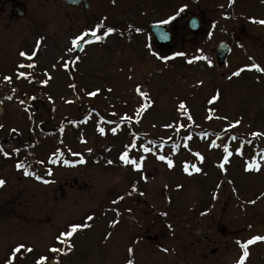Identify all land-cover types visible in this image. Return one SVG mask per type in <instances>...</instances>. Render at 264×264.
<instances>
[{
    "label": "rangeland",
    "instance_id": "1",
    "mask_svg": "<svg viewBox=\"0 0 264 264\" xmlns=\"http://www.w3.org/2000/svg\"><path fill=\"white\" fill-rule=\"evenodd\" d=\"M132 1L130 8L124 0H107L108 27L116 31L106 36V55L77 60L80 75L70 66L57 70L48 57L0 58V97L18 89L17 99H30L25 107L0 100V148L9 153H0V264L18 244L33 251L14 264H35L39 256L46 264L57 258L59 264H236L243 252L236 241L264 236V135H252L264 133V71L250 67L264 69V26L252 20L264 19V0ZM184 6L172 21L197 15L199 32L174 53L158 50L147 26ZM220 41L230 45L222 73L214 61ZM201 55L207 59L188 63ZM29 63L35 67H19ZM19 72L25 76L18 79ZM181 101L186 110L179 109ZM177 125L183 127L177 131ZM225 145L229 162L221 170ZM126 146L140 170L119 159ZM161 155L173 159L172 168ZM253 160L260 170L245 171ZM185 163L201 171L189 175ZM25 168L32 175L25 176ZM72 223L91 226L61 243L57 237ZM52 247L68 254L57 257ZM248 252L245 264H264V241Z\"/></svg>",
    "mask_w": 264,
    "mask_h": 264
},
{
    "label": "flooded vegetation",
    "instance_id": "2",
    "mask_svg": "<svg viewBox=\"0 0 264 264\" xmlns=\"http://www.w3.org/2000/svg\"><path fill=\"white\" fill-rule=\"evenodd\" d=\"M124 1L127 7H132V0ZM106 2L107 0H82L67 4L63 0H0V58L3 56L9 58L11 54L21 57L19 55L21 51L28 55L35 52L36 55L32 60L48 57L57 61L54 66L59 71L66 70L62 62H59L65 61L64 64H68L70 70L80 74L81 69L77 66V60L79 58L98 60L106 55L107 38L104 36L102 40L95 41L93 36L88 35V41L93 42H80L70 54L68 49L73 48L71 40L85 30L95 28L97 24L103 25L105 29L108 27L109 15ZM192 16L199 19V27L196 31L189 29L186 19L179 23L156 22L155 24L166 28L159 38L164 37L166 32H169L170 38L166 42L159 43L149 32V39L158 50L174 53L180 43L186 44L189 35H195L200 30V18L197 15ZM138 25L137 20H132V28H138ZM97 35L103 36V32L97 30ZM38 38H42L39 46L36 44ZM21 58L28 59L27 55ZM69 61L74 63L69 64ZM73 65L77 67L74 68Z\"/></svg>",
    "mask_w": 264,
    "mask_h": 264
},
{
    "label": "snow or ice",
    "instance_id": "3",
    "mask_svg": "<svg viewBox=\"0 0 264 264\" xmlns=\"http://www.w3.org/2000/svg\"><path fill=\"white\" fill-rule=\"evenodd\" d=\"M234 0H229V4L233 3ZM184 7H181L177 13L175 14V16H169L167 20H161L159 21L160 24H167L169 23L170 21L174 20L176 18V16H179L183 11H184ZM253 22L254 23H258L262 26H264V19H260V20H256L255 18H252ZM191 24L193 27L196 26L197 22L195 20H192L191 21ZM214 27V25H213ZM97 30L103 32V36L101 35H97ZM114 31H116L114 28L112 27H107L106 29L103 27V25L101 24H97L95 26V28L93 29H88V30H85L84 32H82L80 35L78 36H75L72 40H71V44L73 46V48H69L68 51L69 53L71 54L74 49L76 47H78L79 43L80 42H86V43H92L93 41H88L86 38L88 35H91L95 38V41H100L103 39L104 36H108L109 34L113 33ZM137 32L140 31L139 28L136 29ZM209 36H211V33H209ZM162 38H166V37H162ZM41 40L42 38H38L37 41H36V44L39 46L40 43H41ZM19 55L21 57H24L27 55L28 59L31 61L33 59V56L36 55V53H32V55H28L26 54L25 52L21 51L19 53ZM155 55V53H154ZM176 56H184L185 54L183 52H177L175 54ZM78 59V58H77ZM161 59H168V57H161ZM207 58L204 57V56H193L190 60H188V63H194L195 61L197 60H206ZM69 64L70 63H74V61H69L68 62ZM62 64L64 67H68V64H64L63 61H62ZM19 67L23 68V67H27V68H34L35 67V64L34 63H29L27 65H19ZM251 68L255 69L256 71L260 72V71H264V69H262L258 64H252L250 66ZM242 71V70H240ZM240 71H237V72H234L233 73V76H238L240 75ZM25 76V73L24 72H19L18 73V79L20 77H24ZM45 76L46 78L50 79V77H48V74L47 72H45ZM4 80L7 81V82H11V77H8V76H5L4 77ZM31 82V81H30ZM47 80L45 81H42L41 83H46ZM199 84H202L203 81H199L198 82ZM74 87V85H73ZM99 90H95V91H91V92H88L87 95L89 97H93L95 95H97ZM110 91V90H109ZM136 91L142 96V97H147L148 94L147 93H144L139 86H137L136 88ZM218 96L219 94L217 93V95H214L211 97V99L208 101V103H214L215 101L218 100ZM12 97L9 96L8 99H11ZM34 99V98H33ZM51 99V98H49ZM21 103H23V101H21ZM143 107L145 106H142L141 109H138L137 112L139 113V111H142L143 110ZM179 109L181 110H186V106H185V103L183 101H181L179 103ZM113 115H115V113H113ZM206 118H210V117H206ZM121 119H125V117H121ZM187 119L189 121L192 120V117L191 115L189 114L187 116ZM223 119H227V117H223ZM240 121L237 120L233 123H230V127H235L237 125H239ZM0 127H2V125H0ZM165 127L167 128H171L173 127V125L169 124V125H165ZM180 127H183L182 125H177V131H179ZM118 130V127H113L111 128V131L113 133H116ZM15 131V130H13ZM99 131L103 134L104 133V129L103 128H100ZM203 135H207V133H204ZM253 136H260V135H264V133H252ZM185 139H191V137H185ZM233 139H235V137H233ZM213 146H215V141L212 142ZM132 147H135V144L131 145ZM173 147L175 148L176 145H173ZM185 147H187V145H185ZM14 151H18V150H14ZM89 151H91V149H89ZM144 152H148L149 149L148 148H144L143 149ZM224 152H225V155L223 156V162H221L219 164V167L221 168V170H225V164L229 162V154H228V147L227 145H225L224 147ZM0 153H2L5 157H7L9 155L8 152H4L3 151V148H0ZM196 156H198L200 158L201 161H203L204 157L201 156L199 153H196ZM119 159L121 161H123L125 164H131V165H134V168L135 170H140L142 168V164L141 163H137L135 160L133 159H129L128 158V151H127V146H126V150L124 152H122L119 156ZM144 157L141 156L140 157V160L143 161ZM159 160L161 161H166V165L168 168H172L173 167V159L170 158V157H165L163 155L159 156L158 157ZM81 162H83V160H81ZM65 163H67V161H65ZM109 163H111V161H109ZM17 169H20V168H23V165L20 164V163H17L16 165ZM189 165L187 163L183 164L182 166V170L191 175L192 172H200L201 169L195 165H191V171L189 170ZM259 171L260 170V165L257 164L255 162V160H253V162L251 163H246L245 165V171ZM24 175L25 176H29V175H32V173H30L26 168L24 169ZM36 179H40V177H36ZM146 179V177L144 178ZM45 183H47L48 181H44ZM5 184V181L0 178V186H3ZM179 187V185H178ZM132 190L133 191H136V185L133 184L132 186ZM129 195H131V193H129ZM216 196L215 194L213 195V199H215ZM119 199H123V197H119ZM255 201H250V203H254ZM113 203H116V201H113ZM130 211V210H129ZM162 215H166V213H162ZM86 219L88 221H93L94 220V217L92 215H88L86 217ZM112 224L115 225L116 224V221H112ZM91 225L90 224H82V223H72V224H69V225H66V231L65 232H62L60 233V236L57 237L58 240H61V243H66V241H64L62 238L65 237V236H68V237H71L74 233H76L79 229H82V228H85V227H90ZM257 241H264V236H253L251 237L250 239H248L247 241L245 242H241V241H236V243L239 245V247L243 250L242 254L240 255L239 259L236 261V264H245V259L248 257L249 255V252H248V246L249 245H252L253 243L257 242ZM72 248V245H68V251H70ZM163 251L167 252L168 250L167 249H162ZM33 251V249L31 247H27L26 245L24 244H18L16 247H14L12 250H11V254L10 256L8 257L7 261H6V264H14V261L15 259L17 258H20V254L23 252L25 254H28V253H31ZM129 252H132V249L130 248L128 250ZM49 252L53 253V254H57V257L60 253H63V254H68L67 252L64 251V249H61V248H56V247H52V248H49ZM46 261H47V257L46 256H39L36 260H35V264H46ZM54 264H59V259L57 258L55 261H54ZM126 264H133V261L131 259H129Z\"/></svg>",
    "mask_w": 264,
    "mask_h": 264
},
{
    "label": "water",
    "instance_id": "4",
    "mask_svg": "<svg viewBox=\"0 0 264 264\" xmlns=\"http://www.w3.org/2000/svg\"><path fill=\"white\" fill-rule=\"evenodd\" d=\"M65 1L67 3H71L72 1L79 2L80 0H65ZM192 20H195L197 22L196 19H190L189 25L192 29H196L198 27V24H196V26L193 27L191 24ZM164 30H165V28L158 26V25L151 27V31L155 34V36L157 37V40L159 42H165L168 40V37H169L168 33H166L164 35V37H166V38H159V35H163ZM228 51H229V45L223 41L219 42V44H217V46L215 47V55H214L215 64H216V68L220 71H223V69L226 66L224 58H225Z\"/></svg>",
    "mask_w": 264,
    "mask_h": 264
}]
</instances>
